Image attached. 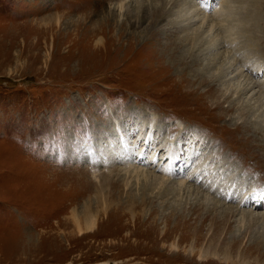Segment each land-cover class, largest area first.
Segmentation results:
<instances>
[{
	"label": "rangeland",
	"instance_id": "374dc122",
	"mask_svg": "<svg viewBox=\"0 0 264 264\" xmlns=\"http://www.w3.org/2000/svg\"><path fill=\"white\" fill-rule=\"evenodd\" d=\"M129 1L0 0V264H264L263 248L247 249L256 247L252 241L264 233V220L248 224L237 214L218 234L217 220L206 214L235 208L245 195V211L260 206V199L264 202V160L255 166L249 151L256 150L250 142L264 148V132L249 142L245 136L252 132L241 129L253 128L250 121L264 122V97L258 88L250 90L247 75L254 64L257 73L252 78L264 80V67H259L264 64V0H230L226 5L221 31L239 48L232 56L218 52L216 66L205 74L219 75V69L233 67L235 59L246 64L244 73L229 76L228 82L220 79L214 85L218 92L212 88L199 96L185 81L179 82L178 67H141L142 45L150 46L149 37L131 39L129 23L135 17L132 22L125 16L117 21L108 14ZM135 1L134 6L144 4ZM181 1L155 25L166 31L161 42L178 43L187 33L195 36L199 23L181 29L190 0ZM85 2L87 9L81 8ZM152 22L141 21L140 31L152 30ZM98 39L106 51L94 49ZM210 39L204 34L198 42ZM185 45L190 48L192 43ZM214 57L205 56L192 68L187 65L188 75ZM168 76L178 83H162ZM234 88L241 96L233 94L236 107L226 111L228 103L223 104L220 95ZM243 104L255 113L246 115ZM119 133L125 136L120 138L124 145ZM145 134L149 139L143 158L159 146L178 153L172 170L181 175L167 180L169 193L157 195V188L143 186L130 171L125 173L132 167L115 158L122 148L132 160ZM188 150L193 156L186 164ZM196 163H203L206 171L194 174L198 192L192 187L178 192L176 184ZM155 166L153 174L160 178V166ZM208 171L213 172L207 178ZM210 180L215 181L212 192L206 189ZM231 182L236 186L233 199L222 206L214 190L232 187ZM195 206L199 209L194 211ZM255 210L264 214V203ZM171 211L177 215L166 223ZM92 215L94 226L84 229ZM182 217L186 221L181 222ZM202 218L204 229L199 230ZM76 222L83 227L80 232ZM202 235L203 241L195 245ZM241 236L239 245L230 246L231 239Z\"/></svg>",
	"mask_w": 264,
	"mask_h": 264
},
{
	"label": "bare ground",
	"instance_id": "6f19581e",
	"mask_svg": "<svg viewBox=\"0 0 264 264\" xmlns=\"http://www.w3.org/2000/svg\"><path fill=\"white\" fill-rule=\"evenodd\" d=\"M180 1L181 0H144V4L142 3V5H140V6H134L135 2H138V1L130 0L127 3H124V4H121L120 3V4L116 5V6H113L112 11H110L111 13L109 12L108 14L111 15V17L113 19L115 17H118L119 19H117V21L118 20H121L120 19L121 16L122 17L125 16V19H127V22H132V18L135 17V21L132 22L131 24L129 23L130 27H133L132 28L133 30L129 32V33H132L133 32V34H132L133 36L131 37V39H133V40L134 39H138V37L139 38L141 37V34H145L146 36L149 37V45L150 46H148V45H142V47H144L143 48V50H144L143 51L144 52L143 58H145L144 61L142 60V64H141V67H143V69L155 71V69H157V68H162V69L165 68L166 65H169L170 67H178V68H176V69H178L176 76L179 78V80H180L179 82H184L185 81V84L188 85V87H187L188 90L189 89H192V91L197 96L204 95L207 92H211L212 91V88L214 89V92H218V89H215L214 85H216L217 82L220 79H223L224 82H228L229 80H232V77H230L228 79L229 76L235 75V73H238V75H242L244 73V70L243 69L246 66V64H241L240 63L241 61H236V59H235L236 64L233 67H228V68H225V69H219L220 70L219 71V75H224L225 74V76L223 78H221L217 74H211L210 76H208V75L205 74V72H208L211 69V67H215L216 66V62L215 61L218 60V59H215V57H216V55H218V52H221L223 50L222 53L223 54H226L228 56H230V55L232 56V55H234L236 53V51L234 52L233 49L235 50V47L237 45L235 47H234V45L232 46V44H233L234 41H232V40L224 37L225 31L224 30H223L224 32L221 31L222 30V26L224 25L223 21H225L224 20L225 19L224 18V16H225L224 15L225 14L224 8L226 7V5L229 3L230 0H219V1H217V0H197V1L190 0L189 1V12L185 16L184 20H182L179 23H181V24L182 23H185L181 27L182 31L189 30L192 27V25H195V24L199 23V26H198L197 30H195V36H193L192 34H188L186 32L187 34L184 37L178 39V41H179L178 43H175L176 41L173 44H168L166 42H161V38L163 37V35L166 34V31L160 30L158 28L155 29V27H156L155 25L157 24V22L159 23L160 20H162L165 17L169 16L170 11L173 8H175L176 6H178V4H179ZM214 1H217V4H219V6H216L214 4ZM181 2H183V1H181ZM158 3H160V5H158ZM87 6H89V3L85 2V4L83 6H81V8L87 9ZM166 6H169V9L168 10H166ZM207 9H209V11ZM122 11H124V14L123 15H122V13H123ZM146 18H150V19L153 20L152 23L154 24V27H152V30H147V29L145 30V29H143V31L141 32L140 31L141 30L140 29L141 28L140 27L141 25H139V23L141 21H144V19H146ZM96 28H100L99 25L97 27H95L93 29V31H91V32H93L92 36L97 35V31L99 29L96 30ZM224 28H225V26H224ZM200 29H201V31H199ZM219 29L221 31L220 33H222V35H223V38H221L222 35L220 36V34H219ZM204 34H206L207 36L211 37V39L208 40V42L207 41H204V42H200L199 43L198 42V39L201 38ZM134 36H135V38H134ZM219 36H220V39L217 40L216 38H218ZM200 40H202V39H200ZM186 42L187 43L188 42L192 43V46H190V48H186V46L188 45V44L185 45ZM222 43H225L226 45L224 44V46H223ZM173 45H176V46H174L175 48L172 47ZM152 47H155V50H153ZM100 48H104L105 51H106L105 42H103L102 39L101 40L98 39L95 42V45H94V49L99 50ZM139 50H141V49H139ZM150 50L152 51V54L150 53ZM95 53L97 54L98 52L95 51ZM202 56H204V57H202ZM205 56H210V57L211 56H213V57L215 56V57H214L213 60L211 58V61L207 65H204V67H203L202 70L199 71L197 68H195L194 70H191V72H192L191 74L192 75H188V73H187L188 72L187 71L188 70L187 65L190 68H192L196 64H201V62L202 61H205L204 59L207 58V57L205 58ZM153 59L156 60V63H154V60ZM207 59H209V58H207ZM220 59H221V57H220ZM143 63H145V64L148 63V64H146V67H145L143 65ZM222 63L224 64V62H222ZM228 63H229V60H228ZM253 65H252V71H251V73L248 74V72H247V75L249 77L248 78V83H249L248 87L252 85V87H251L250 90H253V88H255V89L258 88V92L257 93L261 94V96L264 97V83H263L264 80H262V79L259 80L258 79L259 81H255L257 78L255 80L252 78V76H254L257 73V72L254 73V70L253 69H255V66H253ZM230 66H232V65H230ZM260 66H263L264 67V64H261V65L259 64V67ZM257 70H259V69H256L255 71H257ZM262 71H263V69H262ZM241 78H242V76H241ZM223 80H221L219 82H222ZM173 82L178 83V82L175 81V78L173 76H171V77L168 76V78H166L164 81H162V83H172V84H173ZM203 86H205V87L207 86V88H206V90H204L203 92L200 93L199 90ZM245 86H246V84H245ZM231 90H232V92H225V94L222 93L220 95V97L223 98L222 99V103L223 104H225L226 102L228 103V106L229 107H227V110L226 111L232 110V108L234 106L236 107V103L233 102V100H231V96H233V94H236V95H240L241 96V91L238 92L236 90V88L231 89ZM178 92H179V87L177 88V92H176L179 95ZM188 92H191V91H188ZM223 92H224V90H223ZM262 93H263V95H262ZM206 95L204 97H206ZM211 97H213V94H212ZM260 98H258V99H260ZM220 101H221V99H220ZM207 102L208 101H206V103ZM254 102H256V100ZM261 103H262L261 106L264 107V102H261ZM242 107L244 108V112H245L246 115H248V114L250 115V113L251 114H254L255 113V112L253 113V111L250 112L251 111V108L248 106V104L247 105L245 104V106L243 104ZM243 108H242V112H243ZM251 122H253V125H254L253 128L251 126L250 127L243 126V128H241L244 133H246V132H252V133L247 134V137L245 136L246 141L247 140L249 141L251 138L254 139L253 135L254 136H257L256 134L264 132V122L263 121H256L255 120V121H250V123ZM233 126H235V125H233ZM230 128H231V126H230ZM242 136H244V135H242ZM124 137L125 136H121L120 133L118 134V139L120 140L119 142L121 144H123V141L120 138H122L123 140H125ZM143 139H145V142L142 143V147L136 152V156L132 160H130L128 157H126V155H125V151L126 150H122V148L120 149L119 152H117L115 158L118 159V160H120L121 162L128 163V165L130 167H132V169L131 170H128L127 169L125 171V173L128 172V171H130V173L134 174L133 176L136 177L135 179L137 181L138 180H141L143 186H146V187L147 186H150V187L153 186L154 188H157L158 189L157 195L160 194V193H163V191H165V192L167 190L169 191V189H171V187H168V183L166 184V182H168L167 180L170 181V180L174 179L175 177H180V175H181V173H180L181 171H179V172L176 173V172H173L174 169L172 170V168H174V165L173 164H178V161H177L178 159L176 158V156L178 155V153H176V152L173 151L172 153L169 154L168 153V149H166L165 146H162V147L159 146L158 148H156L157 147L156 146V147H154L156 149H154L152 152H150L149 155L146 158H143V155H144V152L143 151L146 150L147 145H148V143H146V140L149 139V138L145 134L144 137H143ZM143 139H141V140H143ZM255 141H257V140H255ZM250 143H251L250 145H255V148H256V150H251V149L249 150L250 151V155L252 157V161L254 162V165L255 166H259V160L260 161L261 160H264V148H262L261 146H256L257 143H254V142H250ZM143 147H144V150H143ZM160 152H162V154H160ZM192 156L193 155H192L191 151L188 150V155H186V157H187L186 158V164H188L189 161L190 162L192 161ZM170 157H172V160H170ZM166 159H169L170 162H171V164H169L167 161H165ZM161 162L162 163H165V165H161L162 164ZM203 163H199V164L196 163V164L192 165L191 171L189 173H187V176L182 181H178V183L175 186V188H176V190L178 192L180 190H182V189H190V187L195 188L196 191L198 192V190H199L198 188H200V187L197 186L198 182H197V178H196V176L194 174H195V172H197L199 174V170L201 171V173L206 172L205 171V165H203ZM153 165L154 166L155 165L156 166L157 165L160 166V169H159L160 171L158 170L160 172V175H161L160 178H158L157 176H155L153 174L154 173V170H155V168H154ZM139 166L142 167V168L145 167V168H148V169H142V168H139ZM127 167H125V168H127ZM212 172L213 171H211V172L208 171V173H206L204 176L207 177V175H209ZM173 175H175V176H173ZM214 176L216 177V172H215ZM207 178H206V180H207ZM210 181L212 182V184L209 185L208 188H206V189H208L209 192L210 191L212 192L213 191L212 189H214V187H212V186L215 184L214 183L215 181H212V180H210ZM199 185H200V183H199ZM232 185H233V183L231 182L230 183V186H232ZM223 186L224 185H221L220 187H216V190H214V193H213V197L214 198H216V197L218 198L217 199L218 201H216L217 203H219V199H221V201H220L221 202V205H222V203L225 204L228 199H230V200L233 199L232 192H233L234 188L236 187V186L235 187L232 186V187H227V188L224 189ZM221 188H223L224 191L221 190L220 192L223 191L224 193L223 192L222 193L219 192V189H221ZM174 190H172V191H174ZM168 191H167V193H169ZM228 194H229V196H228ZM247 197L248 196H246V195L240 197L241 199L239 200V202H237V206H236L237 208L236 207L235 208L234 207L233 208L232 207H228L227 208L228 211L222 210L219 215L217 214V216H214L212 214L213 212L210 213L209 212L210 210L205 209V210H207L206 211V214H208L209 216H213L214 219L217 220V221L215 220L217 222V226L215 227V230H214L215 233H218V234L220 232L223 233L228 228V226L230 224V219L234 215H237V214H240L241 215V218H240L241 222H244L243 219H245V220H247L246 222L248 224L249 223H253V222L256 223V222H260V220H264V214L263 213H255L256 211H258V210H255V209H261V207L263 206V203L264 202L263 203L261 202L263 200H261V199L258 200L257 205H260V206H256L255 208L252 206L251 207V209L253 208L252 210L245 211L244 208L247 206L246 203L248 201V198ZM133 199H134V197H133ZM200 205H198V206L200 208H202L201 207L202 205L201 206ZM198 206L197 207L196 206L194 207V211L197 210V209H199ZM214 206H216V205H214ZM219 208H220V206H219ZM174 215L176 216L177 214L174 213V211L173 212L171 211L170 214H168L167 216H165V222L167 223L168 222V219L170 220L171 217L174 216ZM180 217H179V219H180ZM205 217H208V216H205ZM198 218H200V217H198ZM76 220L78 221L77 218H76ZM87 220L88 221L85 224V228L84 229H90V228L92 229V227L94 226V223H95V215L90 216V218L87 219ZM183 220L186 221V217H182V219L180 221L182 222ZM203 220H204V218L201 219V222H199V221L196 220V222H199L200 223L199 225H197L198 228H199V230L204 229L203 224H202V221ZM185 221L183 223L184 225L187 224ZM154 223L155 222L153 221L152 222V225ZM260 224L264 227V223L261 222ZM208 225L210 226V224H208ZM74 226H76V228H79L78 229L79 232L83 228L77 222L75 223ZM195 229H196V227H195ZM172 231H176V229L175 230L172 229ZM203 239H204V236L203 235H202V237H196V239L194 240L195 245L200 244L203 241ZM242 239H243L242 236L241 237H238V238H233V239H231L229 241V244H230V246L233 245V247L234 246H237V245H239L242 242ZM209 241H210V239H209ZM192 242H191V244H192ZM254 242H255L254 245L256 247L255 248L254 247H248L247 249H249V250L256 249V248H263L264 249V233L261 234V236L258 239H256V240L253 239L252 243H254ZM193 246H194V244H193Z\"/></svg>",
	"mask_w": 264,
	"mask_h": 264
}]
</instances>
